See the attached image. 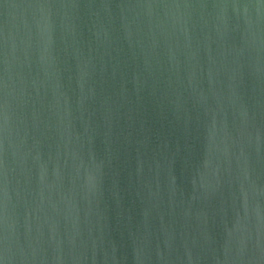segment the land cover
I'll return each mask as SVG.
<instances>
[{
  "label": "water",
  "instance_id": "obj_1",
  "mask_svg": "<svg viewBox=\"0 0 264 264\" xmlns=\"http://www.w3.org/2000/svg\"><path fill=\"white\" fill-rule=\"evenodd\" d=\"M0 264H264V0H0Z\"/></svg>",
  "mask_w": 264,
  "mask_h": 264
}]
</instances>
